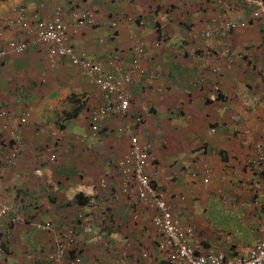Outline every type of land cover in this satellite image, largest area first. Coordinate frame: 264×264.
Returning <instances> with one entry per match:
<instances>
[{
  "label": "crops",
  "instance_id": "obj_1",
  "mask_svg": "<svg viewBox=\"0 0 264 264\" xmlns=\"http://www.w3.org/2000/svg\"><path fill=\"white\" fill-rule=\"evenodd\" d=\"M17 4L26 9L25 27L1 30L0 47L10 39L32 41L35 23L52 17L59 6L68 43L120 80L130 103L125 115L110 113L91 135L90 115L102 100L80 69L61 57L49 63L40 42L1 60L0 108L13 114L1 120L22 126L24 148L0 169V203L21 197L25 217L50 221L52 230L36 231L28 221L8 224L4 219L0 264H34L35 255L49 251L67 227L76 230L82 245L80 264H141L138 253L122 244L123 236L136 235L135 224L138 233L150 235V244L154 232L151 210L139 212L119 196L116 163L126 151V125L141 142L151 144L157 160L151 183L175 206L182 225L197 226L196 209L204 213L212 204L209 199L218 197L222 207L237 210L247 225L241 236L246 243L235 246L250 245L258 220H263L252 200L264 201V161L253 163L256 146L264 150V32L252 19L251 7L240 0H0V19L15 17ZM86 9L93 23L73 31V14ZM224 20L236 26L218 35ZM205 31L210 35L203 39ZM138 44L141 73L131 68ZM211 82L219 85L215 101L207 99ZM22 111L28 112L25 120L17 115ZM135 115L140 122H133ZM45 145L53 147L54 162L44 158ZM205 174L208 181L203 183ZM100 179L106 187L96 188V208L83 232L85 225L74 220L75 197L84 204ZM133 212L140 216L137 221ZM98 228L104 232L91 242Z\"/></svg>",
  "mask_w": 264,
  "mask_h": 264
},
{
  "label": "built area",
  "instance_id": "obj_2",
  "mask_svg": "<svg viewBox=\"0 0 264 264\" xmlns=\"http://www.w3.org/2000/svg\"><path fill=\"white\" fill-rule=\"evenodd\" d=\"M244 5L251 7V17L255 20L264 32V0H240ZM15 17L0 19V32L5 28H11L14 25L25 27L26 9L23 5L17 4L14 7ZM73 31H76L81 25L93 23V14L91 10L86 9L80 13H74ZM61 10L56 6L52 17L39 20L35 23L34 37L32 41L24 39H10L0 47V62L9 53L20 54L35 42L46 45V55L49 63H52L55 57L66 58L70 64L80 69L82 74L89 77L97 91V96L102 100V104L91 112L89 121V132L95 135L101 127V121L112 112L125 115L130 103V95L122 87L120 80H115L109 74H105L101 63L86 57L81 51H78L68 43L67 26L62 22ZM115 22H110V27H114ZM236 23L232 20H224L216 32L218 35H224L233 28ZM29 29H26V33ZM210 32L205 31L202 38L208 37ZM205 42V40H204ZM135 55L132 58L131 68L138 72H143L138 67L139 56L142 53V46L138 44L134 48ZM207 54V50L204 51ZM212 72L217 68L211 67ZM124 77L122 80L128 81ZM210 93L207 97L209 101L217 99L219 85L216 82L210 83ZM12 112L0 108V169L3 170L12 164L23 151L22 126H9L1 119L3 117H12ZM21 120L28 116L27 111L18 112ZM141 117L135 115L133 122L138 123ZM121 128L118 127L117 130ZM127 129V147L123 156L117 161L116 168L118 172V191L119 196L123 197L128 205L137 210H151L149 214L151 225L154 229L151 246L153 250H147L140 247L132 248L137 251L138 256L144 260V264H264V201L254 198L252 207L256 213L261 214L263 220H258L255 227V237L250 245L233 246L225 252L216 251L207 248L201 250V244L195 237L194 227L191 225H182L176 213L173 212V206L162 191L151 183V176L157 169V160L153 148L148 142H141L136 133L128 125ZM41 131L43 128L40 129ZM213 131L214 129H210ZM55 133L50 132L49 136L54 137ZM44 158L48 162H54L56 155L53 147L45 145L42 148ZM264 161V150L260 145L256 146V155L253 163L257 164ZM204 166V165H203ZM40 173V172H38ZM196 174L192 172L191 176ZM200 180L203 183L208 181L207 174ZM106 187L103 179H100L95 188L88 190L89 201L83 210H76L74 220L76 224H82L85 212H90L93 218V212L96 208L97 199L94 198L99 192L96 188ZM95 190V191H94ZM257 188H253V195ZM99 195V194H98ZM111 196V195H110ZM115 196V195H114ZM113 196V197H114ZM100 200V199H99ZM90 215V214H89ZM88 215V216H89ZM108 216V214H107ZM139 214L132 213L134 221L139 219ZM97 217L94 216V219ZM8 224L21 223L28 221L36 231L49 232L52 230L50 221L32 220L25 217L24 205L21 197L14 198L10 202L0 203V263L5 255L4 239L6 229L1 228L3 220ZM99 221H101L99 219ZM87 222L83 226V232L87 228ZM104 232V230H102ZM101 233V230L99 231ZM97 232H92L89 240L92 242L97 238ZM76 230L67 227L61 232L60 236L53 241L52 248L49 251L36 254L34 264H80L82 245L77 244ZM85 243V241H84ZM88 243V242H87ZM86 243V244H87ZM123 246L131 244L130 237H122ZM122 260V258H121ZM123 264H138L135 260H122Z\"/></svg>",
  "mask_w": 264,
  "mask_h": 264
},
{
  "label": "rangeland",
  "instance_id": "obj_3",
  "mask_svg": "<svg viewBox=\"0 0 264 264\" xmlns=\"http://www.w3.org/2000/svg\"><path fill=\"white\" fill-rule=\"evenodd\" d=\"M209 200L212 201V204H207L204 213L199 208L195 211L198 216H195V222L193 221L198 226L194 225V230L197 234L196 238L208 248L211 246V249L220 248V250H229L235 246V243H246L241 236L246 231L247 225L243 221V217L240 216V213L237 210L222 207L221 205L223 204L218 197H213ZM232 205L235 206L237 204L233 203ZM241 213L242 215L244 214L243 211ZM189 223L187 224L189 225ZM138 227L140 226H136L135 224L136 235L130 236L131 244L128 248L132 250V243H134L136 249L139 250L142 247L150 251V235L138 233L136 231ZM224 240L227 241L224 242Z\"/></svg>",
  "mask_w": 264,
  "mask_h": 264
},
{
  "label": "trees",
  "instance_id": "obj_4",
  "mask_svg": "<svg viewBox=\"0 0 264 264\" xmlns=\"http://www.w3.org/2000/svg\"><path fill=\"white\" fill-rule=\"evenodd\" d=\"M75 199H76V201H77V210L79 209L80 211L81 210H83L84 209V207H85V205H86V203L89 201V197H88V199H87V201L84 203V204H81V202H79L78 201V199H77V197H75ZM90 214V215H89ZM89 215V216H88ZM109 215L111 216V213H109ZM74 217H75V214H74ZM84 219H83V222H82V225H85V222H87L88 224H90V222H91V219H92V217H91V213L90 212H85V214H84V217H83ZM51 223V222H50ZM93 224V223H92ZM51 225H52V223H51ZM102 230V229H101ZM104 230V229H103ZM94 232H97L98 234H99V228L97 229V230H95ZM61 234V233H60ZM60 236V235H59ZM58 236V237H59ZM57 237V238H58ZM139 257V260H141V264H142V262H143V264H144V260H142V258L140 257V256H138ZM135 261H137V260H135Z\"/></svg>",
  "mask_w": 264,
  "mask_h": 264
}]
</instances>
